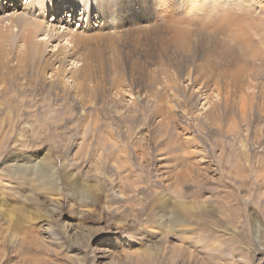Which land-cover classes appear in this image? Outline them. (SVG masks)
Wrapping results in <instances>:
<instances>
[{
	"label": "rangeland",
	"instance_id": "obj_1",
	"mask_svg": "<svg viewBox=\"0 0 264 264\" xmlns=\"http://www.w3.org/2000/svg\"><path fill=\"white\" fill-rule=\"evenodd\" d=\"M114 1L0 0L2 29L44 23L37 63L30 50L15 69L21 22L0 49V78L32 102L9 114L0 94V264H264V33L238 19L241 0ZM250 2L264 32V0ZM222 12L242 28L224 34ZM241 29L259 45L252 59ZM54 58L66 88L45 68Z\"/></svg>",
	"mask_w": 264,
	"mask_h": 264
},
{
	"label": "bare ground",
	"instance_id": "obj_2",
	"mask_svg": "<svg viewBox=\"0 0 264 264\" xmlns=\"http://www.w3.org/2000/svg\"><path fill=\"white\" fill-rule=\"evenodd\" d=\"M120 1V0H119ZM144 0H138V3H141V2H143ZM195 1V3H197L196 1L197 0H194ZM227 1V0H226ZM231 1H237V0H231ZM72 2L76 5V0H72ZM126 3H124V5L125 6H127V4H128V2L127 1H125ZM151 2V0H149V2H148V4ZM153 2H154V4H155V6L156 7H160V9L161 10H163V8H168L167 6H169V5H171V0H153ZM40 3V2H39ZM114 3H116V4H114V6H113V8L115 7V6H117V5H120V4H118L116 1H114ZM119 3H121V5H123L122 4V2H119ZM134 3H137V0L136 1H134ZM137 3V4H138ZM144 3H146V0L144 1ZM189 3H191V2H189ZM216 3V2H215ZM224 3V2H223ZM232 3V2H231ZM35 4L37 5V6H39L38 4H37V2H35ZM35 4H34V2L33 3H30V4H28L27 6V9L26 10H28L29 9V7H32V6H35ZM225 4V3H224ZM227 4H229V3H227ZM241 4L242 5H251L252 3L250 2L249 3V0H241ZM145 5V4H144ZM190 5V4H189ZM218 5V7H221L220 5L221 4H217ZM226 5V4H225ZM37 6H35V7H37ZM87 6V5H86ZM202 6V5H201ZM246 6L244 7V10L245 11H243L241 14H240V17L238 18V19H248L249 20V26H250V28H252V30L257 34V35H259L260 36V38H263V31L260 29V28H257L255 25H252V23H251V20L249 19V17L252 19V20H254V18L253 17H251V16H249V9H247L246 8ZM252 6V5H251ZM124 7V6H123ZM249 7V6H248ZM116 9H118L119 7L117 6V7H115ZM250 8V7H249ZM116 9H112V10H116ZM122 9H124V8H122ZM121 9V10H122ZM102 11H103V9H101ZM190 10V9H189ZM233 10V9H232ZM109 11V10H108ZM202 11V10H201ZM206 11V10H205ZM220 11V10H219ZM221 11H222V9H221ZM100 12V11H99ZM110 12V11H109ZM45 13V12H44ZM191 13H192V16H189V17H194V18H196L198 15H200L201 14V12H199L198 10H194V9H191ZM175 14V13H174ZM218 14V13H217ZM41 15H44V17L46 18L47 17V15H46V13L45 14H41ZM216 15V14H215ZM220 15V14H219ZM168 16H172V15H170V14H168ZM211 16H212V13H209V18H211ZM169 17V18H170ZM39 18V17H38ZM38 18H33V21H29V23L27 22V18L26 17H18V18H11L10 20H11V23L7 26V29L6 30H4V29H2V26L0 25V49L3 51V53H11L12 52V49H11V47L10 46H12V41H13V39H15V38H13L12 36H13V34H11V29L13 28V26H14V22L16 21H18V22H21L22 24L20 25V27H22V30H21V32H20V34H19V38L17 39V41L19 40V43H21L22 44V49L19 51V55L17 56V58H16V60H17V63H16V66H15V69L17 70V71H20L22 68H23V66L24 65H26V63H27V59L25 58V57H28V52H30V50L31 51H33L34 53H32V55H35V56H37L36 57V59L34 60L35 61V63H37L38 61H39V59L41 58V47H42V45H43V42H41V41H38V42H34L35 44H33L32 43V39L33 38H35V36L39 33L38 31H39V28H42V26H43V21H41V19H38ZM208 18V17H207ZM4 18H1L0 19V22L2 23V22H4ZM210 20V19H209ZM248 20L247 21H245V22H248ZM190 21H193L191 18H190ZM208 21V20H207ZM206 21V22H207ZM216 21H218L217 23H219L220 25H222L223 26V33L225 34L226 33V30L229 32V33H233V31L235 30V28H237V27H239V28H242L239 24H242V21H240V20H237V18H235L232 14H231V12H227V13H224V12H222L221 13V15H220V17L218 18V20H216ZM176 22H177V24H182V26L184 27V24H185V22L187 23V24H190V22L188 23V21H184V20H176ZM204 23V22H203ZM210 24V23H209ZM52 25V24H51ZM197 25V24H196ZM212 26L213 25H215V23H212L211 24ZM210 25V26H211ZM218 25V24H217ZM247 25V26H248ZM243 26H245L246 27V25H243ZM199 27V26H198ZM256 27V28H255ZM102 28H104V27H102ZM215 28V27H214ZM87 29L90 31V30H95L94 28H93V25L92 24H90V25H88V27H87ZM99 29H101V28H99ZM187 29H189L188 27H187ZM246 30L248 29V28H245ZM102 30V29H101ZM210 30V29H209ZM260 30V31H259ZM95 31H97V30H95ZM174 31V30H173ZM13 32V31H12ZM183 32V31H182ZM261 32H262V34H261ZM249 33V34H248ZM248 33L247 32H245L244 31V29H241V30H237V33H235L234 35H236L237 36V38H238V40L240 41V44L241 45H244L245 47V50H246V52H249V58H254V56L256 55L255 53H257L259 50H258V47H259V45L258 46H256V40L253 38L254 37V35H253V32L251 31V29H249V31H248ZM71 33L69 32V31H65L64 30V32L61 34V36H63V37H66V36H68V35H70ZM99 34V33H98ZM187 34H188V31H187ZM73 36H82V34L81 35H77V34H72ZM182 35H184V33L182 34ZM234 35H233V37H234ZM236 36L234 37V38H236ZM231 37V36H230ZM73 38V37H72ZM178 38V37H177ZM226 39H227V37H226ZM34 41V40H33ZM232 41V40H231ZM259 41H260V39H259ZM234 42H236V41H234ZM261 42V41H260ZM229 43V42H228ZM238 43V42H237ZM262 43V42H261ZM231 44V43H230ZM239 44V45H240ZM182 46H185V45H182ZM228 46V45H227ZM229 47V49L231 50V48H230V46H228ZM260 49V48H259ZM222 50H223V48H222ZM239 50V49H238ZM233 51V50H232ZM236 51V50H235ZM223 52V51H222ZM1 53V52H0ZM214 53V52H213ZM224 53V52H223ZM31 54V53H30ZM215 54V53H214ZM221 54V53H220ZM224 56H226V57H234V55L232 54V53H230V52H226L225 54H224ZM3 57V56H2ZM219 59H221V57L219 58ZM262 59H264V58H262ZM4 60H5V58H3V60L1 61V63L0 64H2V65H7L5 62H4ZM229 60V59H228ZM217 61V60H216ZM56 62H59L60 63V66H59V69L58 70H55V68H54V64L56 63ZM220 63H221V61H220ZM224 64H225V62H224ZM250 64V63H249ZM46 66H45V68L46 69H48L49 71H51L52 73H53V76L57 79V81H58V83H61V85H63V88L65 87V82L63 81L64 79H63V76H64V74H63V71H64V69H63V67H61V61H58L57 60V58H54L52 61H50V62H47L46 64H45ZM228 65V64H227ZM214 66V65H213ZM264 66V65H263ZM228 67V66H227ZM253 67L255 68V65H253ZM7 69H10L9 68V65H7V67H6ZM198 70H199V72L198 73H203V74H206V73H208V74H210L211 75V72H213L211 69H206V72H204V67H203V65H200V66H198V67H196ZM221 70H225V71H230V73H231V75L233 76V77H235V80L236 79H238L237 77H238V75H239V72H240V70L239 71H237V70H230V69H221ZM253 70V69H252ZM220 71V70H219ZM251 71V70H250ZM197 73V74H198ZM214 73V72H213ZM224 73V72H223ZM228 73V72H227ZM247 73V72H246ZM226 74V73H225ZM209 75V76H210ZM227 76V75H226ZM76 78H78V75L77 76H75ZM229 80V79H228ZM231 80V79H230ZM234 80V81H235ZM15 82V81H14ZM231 83H232V81H230ZM15 83H18V82H15ZM15 83H13L12 81L10 82L9 80H7V79H4V78H0V86H2L3 88L2 89H0V94H2L3 95V97H4V103H5V106L4 107H6L7 108V112L10 114L11 112H13V113H15V112H18V111H20V110H18V108L19 107H21L22 108V106H25V105H30V103H32L30 100H27V101H25V100H23V98H21L20 99V94L21 95H23L24 94V87H23V89L20 87V86H17ZM58 83H56V84H58ZM80 85H82V84H80ZM66 88V87H65ZM173 89V88H172ZM74 93V92H73ZM229 93V92H228ZM72 96H73V94H71ZM75 95H77V94H75ZM78 96V95H77ZM76 96V97H77ZM178 96V95H177ZM25 97V96H24ZM174 97V96H173ZM176 97V96H175ZM244 97V96H243ZM75 98V97H74ZM77 99V98H76ZM176 99V98H175ZM185 99V98H184ZM245 99V98H244ZM184 101V100H183ZM181 102V101H180ZM9 103H10V105H9ZM188 104V103H187ZM230 104V102H226V105H225V109H228L227 107H229L228 105ZM183 106V105H182ZM3 107V106H2ZM28 107V106H27ZM187 108V107H186ZM185 108V109H186ZM230 108V107H229ZM188 109V108H187ZM181 110H183V109H181ZM219 110V111H218ZM223 110V109H222ZM217 111H218V114H220L222 111H221V109L220 108H218L217 109ZM228 111V110H227ZM183 112H187V110H183ZM220 112V113H219ZM221 115V114H220ZM224 115V114H223ZM225 116V115H224ZM178 123V122H177ZM215 123V122H214ZM224 125V124H223ZM173 129V128H172ZM175 132V131H174ZM178 134V133H177ZM156 147V146H155ZM136 150V149H135ZM158 150V149H157ZM137 152V151H136ZM167 152V151H166ZM125 154V153H124ZM130 165V164H129ZM118 167V166H117ZM118 169H119V167H118ZM178 176V175H177ZM140 188V187H139ZM151 204V203H150ZM170 204V203H169ZM186 204H184V202L183 201H178V202H176L175 203V205H173L171 208H172V211H174V212H176V213H174L175 214V216L176 217H178L179 218V220L177 221V224H181V223H186L187 222V220H184L183 219V216H181L182 214H181V212H180V209H183V208H186ZM163 207H167V205L165 204V205H163ZM197 210H199V209H197ZM202 210V209H201ZM189 211V210H188ZM200 211V210H199ZM200 214V213H199ZM198 214V215H199ZM204 214H206V213H204ZM197 217V216H196ZM196 219V218H195ZM197 220V219H196ZM200 221H202V223L203 222H205V221H203V220H200ZM199 224H201L199 221H197ZM197 223V224H198ZM175 224V223H174ZM107 240V239H106ZM103 241H105V238L103 239ZM181 248V247H180ZM158 249V248H157ZM174 249H176V248H174ZM174 251V250H173ZM177 252V251H176ZM157 254H159L158 252L156 253L155 252V255H157ZM177 254L178 253H174V254H172V255H170V264H177V259L176 258H178L177 257ZM179 256V255H178ZM167 264V263H166Z\"/></svg>",
	"mask_w": 264,
	"mask_h": 264
},
{
	"label": "snow or ice",
	"instance_id": "obj_3",
	"mask_svg": "<svg viewBox=\"0 0 264 264\" xmlns=\"http://www.w3.org/2000/svg\"><path fill=\"white\" fill-rule=\"evenodd\" d=\"M86 5L92 11H107L114 6V0H76L77 8H85Z\"/></svg>",
	"mask_w": 264,
	"mask_h": 264
}]
</instances>
